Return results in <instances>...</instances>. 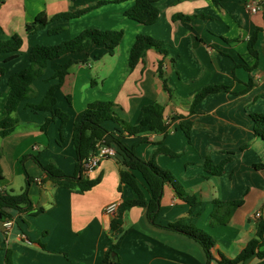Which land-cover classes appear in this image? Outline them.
Segmentation results:
<instances>
[{
  "label": "crops",
  "instance_id": "1",
  "mask_svg": "<svg viewBox=\"0 0 264 264\" xmlns=\"http://www.w3.org/2000/svg\"><path fill=\"white\" fill-rule=\"evenodd\" d=\"M100 1L109 0H0V40L13 35L23 40L18 51L0 53V68L4 69L0 120L5 116L7 80L29 65L33 46L57 45L87 29L124 33L112 56L107 49L91 45L84 52L50 61L33 82L34 95L18 104L14 131L0 137V191L20 193L26 173L31 178L28 194L32 206L31 213L13 214L7 232L0 223V264H5L8 252L12 264H206L202 247L166 229L168 225L210 235L215 240L211 264L234 260L257 238L260 224L264 234V139L255 135L251 118L264 114V0L256 14L245 7L252 0H222L219 6L211 0H162L157 4L158 18L149 26L124 16L132 2L97 6ZM41 13L48 18L60 13L72 16L27 34L26 24ZM55 27L63 31L50 35L48 31ZM255 30H260L254 45L257 64L248 52ZM139 34L161 41L168 55L148 50L130 70L129 51ZM70 60L76 63L54 94L56 108L68 116L60 140L59 119L42 131L40 127L51 115L33 106L43 101L47 89L57 82L52 76ZM159 62L163 79L157 73ZM249 81L253 86L246 90ZM214 85L228 90L206 95L192 111L195 95ZM96 101L111 102L115 115L133 126L141 121L144 106L156 103L163 108L164 134L133 136L117 124L105 125L139 158L153 160L174 177V184L163 187L153 224L145 207L134 206L121 213L117 229L111 228L117 213L106 215L105 206L137 196L131 187L120 184V171L125 170L120 155V160L116 156L102 160L87 175L88 179L100 177V182L86 192L54 185L33 160L36 157L43 165L52 164L73 175L74 120ZM186 122L190 123L189 139L181 128ZM159 149L171 154L158 153ZM206 157L214 164L227 161L220 176L204 170ZM130 173L148 201L150 194L141 176ZM216 201L240 205L226 224L211 226ZM260 251L264 252V243ZM257 262L252 257L242 264Z\"/></svg>",
  "mask_w": 264,
  "mask_h": 264
},
{
  "label": "trees",
  "instance_id": "2",
  "mask_svg": "<svg viewBox=\"0 0 264 264\" xmlns=\"http://www.w3.org/2000/svg\"><path fill=\"white\" fill-rule=\"evenodd\" d=\"M132 2L125 12L124 16L131 21L144 26L152 25L156 22L160 13L157 4L162 0H109L100 1L97 6L114 3ZM186 1V0H180ZM215 6H219L222 0H211ZM71 13H60L48 18L44 13L37 15L34 20L26 24L25 30L27 34H33L45 29L51 22L58 19H69ZM176 18L187 19V17L177 15ZM63 31L62 27H55L48 31L50 35H55ZM260 30H255L248 41V52L254 57L255 64L258 61L257 51L254 49L257 34ZM122 30L100 31L96 29H87L77 38L64 41L57 45L44 46L35 45L29 52V65L18 72L11 74L7 80L8 94L4 105L5 116L0 120V137H5L14 131L18 123L14 114L18 104L34 95L33 82L41 77L48 63L57 60L66 54L80 53L86 51L91 45L103 47L108 50L109 55H113L116 48L120 45L123 38ZM23 40L19 35H13L7 40H0V53H8L18 51L22 46ZM153 49L162 56L168 55L163 48V43L150 36L139 34L137 35L133 46L129 51L128 66L130 70L134 69L137 63L142 60L148 50ZM76 63L70 60L60 66L54 73L52 79L57 82L51 85L44 96L43 101L33 106V109L47 111L50 113V118L46 119L45 123L40 127L42 131L55 119H59L60 125L58 133L60 140L63 138V130L68 121L67 114L56 108L55 91L58 90L68 74L69 68ZM250 70L249 67H246ZM157 73L163 79L161 72V62L158 63ZM4 75V69L0 68V88L1 77ZM165 83V81L163 80ZM253 83L248 82L246 90L251 89ZM221 90L227 91L226 86H208L199 91L192 101L193 108L208 94ZM1 97V89H0ZM264 97V95H263ZM69 102V98L67 97ZM111 102L96 101L90 103L86 108L77 114L73 124L72 141L76 154L75 172L73 175H66L62 170L56 168L52 164L43 165L36 157H33L36 165L42 170L47 180L56 186L64 188H76L81 192H86L92 189L100 182V177L88 179L83 175V163L85 159L96 150V145L99 142H104L105 145L114 148L116 157L121 156V165L125 170L120 171V184H125L131 187L136 193V198L132 201H124L120 204L117 210L116 217L111 221V228L117 229L120 224L121 213L134 206L145 207L147 219L153 224L154 218L160 208V200L163 193V187L167 183L174 184L172 174L159 167L153 160H143L139 158L133 148H127L122 144L119 137L109 131L106 123L117 124L123 132L128 135H139L144 133H166L167 124L164 122L163 108L156 103L146 105L141 109L142 118L138 125H131L119 119L112 110ZM254 121V133L264 139V114H254L251 116ZM181 128L189 139L190 123H181ZM158 153L171 154L166 149H159ZM120 160V159H119ZM227 161L219 164H214L209 157H206L202 163L204 170L213 175L220 176ZM131 172L138 173L144 181L150 199L145 201L141 192L137 188L134 176ZM25 173V172H24ZM26 182L25 188L20 193L12 191H0V223L12 219L14 213H31V201L28 194V187L31 178L25 173ZM3 181L2 171L0 169V183ZM240 205V202H214V208L211 214V226L226 224L232 213ZM41 212V210L39 211ZM37 213V212H36ZM166 229L181 233L194 241H196L203 249L206 255V264H211L213 260L212 249L215 245V240L207 233L195 228L168 225ZM264 243L263 226L260 224L258 236L255 240L248 243L242 252L234 260H222L220 264H242L247 260L255 257L258 262L256 264H264V252L260 251ZM5 264H12L11 255L8 252L5 257Z\"/></svg>",
  "mask_w": 264,
  "mask_h": 264
},
{
  "label": "built area",
  "instance_id": "3",
  "mask_svg": "<svg viewBox=\"0 0 264 264\" xmlns=\"http://www.w3.org/2000/svg\"><path fill=\"white\" fill-rule=\"evenodd\" d=\"M262 0H252L248 2L245 7L248 10V12L252 14H256L261 11L260 3ZM116 155V151L114 148L107 146L104 144V142H99L96 145V150L94 153L90 154L83 163V175L87 177L89 173H92L102 162V160L107 158H113ZM120 206V203L118 202H112L105 206L104 213L108 216H113ZM256 217L259 216V214H255ZM13 224L12 219L6 220L3 223H1L2 229L4 232H7Z\"/></svg>",
  "mask_w": 264,
  "mask_h": 264
}]
</instances>
